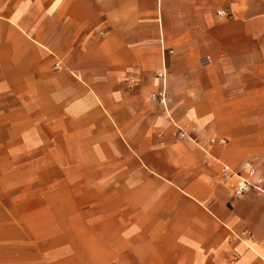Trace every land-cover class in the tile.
Segmentation results:
<instances>
[{
  "label": "crops",
  "instance_id": "obj_1",
  "mask_svg": "<svg viewBox=\"0 0 264 264\" xmlns=\"http://www.w3.org/2000/svg\"><path fill=\"white\" fill-rule=\"evenodd\" d=\"M7 80L71 160L15 237L43 264H264V192L221 176L264 174V0H0V112L25 110Z\"/></svg>",
  "mask_w": 264,
  "mask_h": 264
},
{
  "label": "rangeland",
  "instance_id": "obj_2",
  "mask_svg": "<svg viewBox=\"0 0 264 264\" xmlns=\"http://www.w3.org/2000/svg\"><path fill=\"white\" fill-rule=\"evenodd\" d=\"M13 82L7 80L10 86L4 89L6 95L2 101L6 106L25 103V110L0 112V264H26L30 258H36L38 264H43L44 260L51 258L42 252L48 240L40 238L36 245L31 246L28 241L15 237L21 231H30L32 226L37 228L32 227V230L38 231L39 236H45L48 212L61 207L64 200L76 194L62 191V178L68 177H62L59 172L63 163L67 165L63 166L65 168L72 166H68L69 158H63L65 154L60 151L61 144L39 142L46 139L45 129H39L42 136L36 137V129L29 126L32 113L29 111L30 95L27 94L30 90L23 88V97L14 96ZM19 116L23 118L19 119ZM21 120L27 121L20 124ZM52 229L55 231V228L48 230ZM30 248L37 249L35 256L29 254Z\"/></svg>",
  "mask_w": 264,
  "mask_h": 264
},
{
  "label": "built area",
  "instance_id": "obj_3",
  "mask_svg": "<svg viewBox=\"0 0 264 264\" xmlns=\"http://www.w3.org/2000/svg\"><path fill=\"white\" fill-rule=\"evenodd\" d=\"M219 17H225L228 13L225 10H218ZM211 62V57L206 55L201 59V64ZM159 75H162V73ZM160 102H165L166 96L163 91L157 95ZM221 176L230 182L232 194L234 197H240L247 191L254 190L256 192H264V174H257L256 169L248 161L242 163L240 167L234 168L227 164H223L221 168Z\"/></svg>",
  "mask_w": 264,
  "mask_h": 264
}]
</instances>
